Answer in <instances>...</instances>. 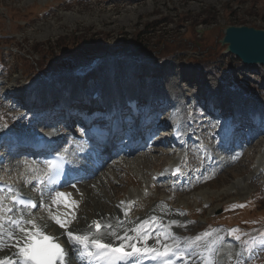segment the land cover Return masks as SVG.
I'll use <instances>...</instances> for the list:
<instances>
[{
	"label": "rangeland",
	"instance_id": "rangeland-1",
	"mask_svg": "<svg viewBox=\"0 0 264 264\" xmlns=\"http://www.w3.org/2000/svg\"><path fill=\"white\" fill-rule=\"evenodd\" d=\"M36 4H48L50 8L46 12H39ZM27 7L31 9L28 15L34 16L35 13H39V17L33 18L34 20L31 18L28 22L16 21L14 22L16 26H11L7 13ZM5 22L6 30L15 33L17 37L16 40L9 42L18 47L19 45L25 47L31 54L29 60L31 63L38 61L45 65L61 62L64 49L73 47L82 38L81 35H85L92 37L96 42L102 40V44L113 46L111 51L120 49L122 55H113L112 52L104 58L105 60H101L102 63H106L101 71L111 78L106 66L110 68L120 63L125 66L128 55L134 57L140 53H149L154 57L151 60H143L145 72L165 71L167 76H159L163 84L177 89L184 97H192L200 89L209 88L225 99L227 94L231 95L230 84L235 79L242 80V86L247 84L261 91L262 95L260 94L258 99L264 104V66H245L234 55L226 53V45L221 43L228 25H248L264 29V0H0V33ZM64 35H68L67 41L63 42L61 39L57 41ZM32 47L38 53L32 51ZM6 50L1 64L6 66L5 77L9 78V91L33 95L32 90L38 88L43 80L38 77L26 82V77L21 72L20 56L14 53L17 49L14 48L15 56ZM199 65L202 68H199ZM79 66L82 65L79 64L77 67ZM26 67L28 71L32 70L28 67V62ZM89 75L91 73L86 77ZM116 76L113 72L115 85ZM149 78L152 77L143 78L142 83L151 82ZM82 80L72 79L73 87L75 88V83H81ZM86 81L92 82V77ZM65 83L71 84L70 77L59 76L57 83L59 90L63 91L61 88ZM33 84L36 86L32 87ZM40 94L43 96L45 92ZM154 155L160 156L158 151ZM163 157L161 155L155 161L151 156L150 166L157 167L158 161L164 159ZM168 161L166 158L163 163ZM150 166H131L130 171L126 173L127 176L122 173L118 178H114L118 181L110 185V193L101 188V195L112 199L113 196H124L133 189L141 191L143 184L150 181L152 171ZM263 168L264 143L260 150L258 146L212 182L197 188L195 194L184 195L181 202L205 208L201 218H198L201 226L214 216H221L222 212L219 211L224 204L225 207L230 206L224 215L246 218L251 211L258 209L256 216L260 215L263 218L264 177L261 179ZM107 171L110 172L106 169L105 173ZM258 173L260 175L256 179L255 174ZM162 197L163 195H157L146 202L148 200L157 202V199ZM211 198L220 200L212 203ZM238 202L248 203L250 206L235 207ZM87 206L88 204L83 206V209ZM194 216L199 217L198 214ZM262 221L264 222V219ZM257 225L259 226L256 224L250 227Z\"/></svg>",
	"mask_w": 264,
	"mask_h": 264
},
{
	"label": "snow or ice",
	"instance_id": "snow-or-ice-1",
	"mask_svg": "<svg viewBox=\"0 0 264 264\" xmlns=\"http://www.w3.org/2000/svg\"><path fill=\"white\" fill-rule=\"evenodd\" d=\"M63 156L59 161H48L43 170V179L41 184H53L56 178L62 175ZM27 168L32 172L38 169L31 164L26 163ZM179 171V169H178ZM39 179V177H37ZM27 182H31L30 180ZM51 198V204L45 205V211L48 212V219L54 221L60 229H63V235L67 241L73 246L72 251L80 260L86 259L88 264H119L121 261H127L132 257L150 256L152 259H160L161 264H175L169 257H183L184 251L181 248V238L171 234L169 231L160 233L157 236L155 246H149L148 241L152 238L150 229H146L144 224L133 229L135 236L129 237L127 232L123 236L119 235L116 226L111 223L104 224L101 220H92L87 224L86 229L81 230L73 227L77 220L75 209L79 207V202L71 199L70 193L56 191ZM22 205L24 208H36L37 204L31 197H23L17 189L11 186L8 193L0 196V244L8 246L4 237L14 242L17 249V259L5 256L0 259V264H70L68 259L69 250L60 242L59 237L52 234L50 226L45 223L38 222V219L29 214L27 217L23 214V210L15 216L10 215L15 211V205ZM71 209L70 212H61L60 205ZM53 206H56L53 211ZM235 207H244V205H236ZM183 214V213H182ZM39 220H44L40 217ZM178 227L185 225L178 224L177 221L171 222ZM11 225V228H6ZM72 230H69V228ZM103 229H111L104 231ZM18 233V234H17ZM239 229H232L229 235L234 240L247 244L242 241ZM215 235V240L212 237ZM110 237L121 241L119 244H113L111 240L105 242V238ZM143 239V246L137 244ZM171 241L169 243L168 241ZM186 243L192 248H202L199 253L202 264H219L217 245L223 244V238L212 230L205 231L195 237L187 238ZM2 250V249H0ZM139 264V261H137Z\"/></svg>",
	"mask_w": 264,
	"mask_h": 264
},
{
	"label": "bare ground",
	"instance_id": "bare-ground-1",
	"mask_svg": "<svg viewBox=\"0 0 264 264\" xmlns=\"http://www.w3.org/2000/svg\"><path fill=\"white\" fill-rule=\"evenodd\" d=\"M61 38L62 37H59L58 40H60ZM99 70H100V67H98V69L95 72V74L96 73L97 74H101V72H99ZM103 78H104V80L107 79L106 76H104ZM99 83L102 84V81L100 80ZM93 87H97V88H93ZM101 87H103V84L102 85H98V86H96L95 84H92L90 89L84 91V93L86 94V93H88L90 91H92L93 93L98 92V88L101 89ZM80 90L83 92V90L81 88H80ZM121 133L122 132H120L119 135ZM152 168L155 169L156 167L152 166ZM114 176H116V174ZM255 176L257 178L259 177L257 175H255ZM107 177H109L111 179L112 175L111 176H107ZM111 184H113V183L112 182H109V183L103 182V187L102 188H104V190H106L108 193H110L111 192V186H110ZM113 190L115 191L114 188H113ZM88 191H90V192L88 193L87 199L85 201V205L88 204V206L86 208H84L83 211L81 212V218H80L79 222L73 226V227L79 228L81 230H83V228L80 227L82 224L83 225L87 224V222H89L94 217L106 216L107 213L112 212L114 210V206L113 205H112V207H110L108 205V203L110 201H113L114 196H113L112 199H107L106 197L102 196L101 195V187L100 186H98L96 188H93L92 190L89 189ZM135 195H136L135 192L125 193L124 197L127 196L126 199H129V198L135 197ZM138 216H139V218L137 219V221H139V220L144 218L146 221H149L150 223H153V221H154V223H158V227L165 224L166 218L174 219L175 221L179 222V224H181V225H185L186 224L185 220L182 221L183 217H182V214L179 211H177L175 209L167 208L166 206H164V205H162L160 203H155V204L151 205L149 207V209L146 210V212H142ZM50 228H53V226H50ZM180 228H182V227H177V229H180ZM156 239H157V236H154L152 240L156 243Z\"/></svg>",
	"mask_w": 264,
	"mask_h": 264
},
{
	"label": "water",
	"instance_id": "water-1",
	"mask_svg": "<svg viewBox=\"0 0 264 264\" xmlns=\"http://www.w3.org/2000/svg\"><path fill=\"white\" fill-rule=\"evenodd\" d=\"M227 50L236 53L244 63L264 64V30L242 25H229L221 40Z\"/></svg>",
	"mask_w": 264,
	"mask_h": 264
},
{
	"label": "trees",
	"instance_id": "trees-1",
	"mask_svg": "<svg viewBox=\"0 0 264 264\" xmlns=\"http://www.w3.org/2000/svg\"><path fill=\"white\" fill-rule=\"evenodd\" d=\"M74 34H76V33H74ZM86 35H88V33H86ZM81 36H82V38H80L79 41L76 44H74L73 47H69V48L64 49L62 56L69 57V58H72L74 56H83V55L93 56V55H95V53L98 52V50H99L98 46L100 44L99 41L96 42V40H94L92 37H88L85 35H81ZM67 37L68 36H63L61 38V40L63 42L67 41L68 40Z\"/></svg>",
	"mask_w": 264,
	"mask_h": 264
}]
</instances>
